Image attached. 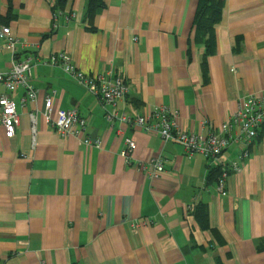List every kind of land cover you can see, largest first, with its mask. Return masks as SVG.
<instances>
[{
    "label": "crops",
    "instance_id": "0c3cea01",
    "mask_svg": "<svg viewBox=\"0 0 264 264\" xmlns=\"http://www.w3.org/2000/svg\"><path fill=\"white\" fill-rule=\"evenodd\" d=\"M54 1L0 0V25L23 44L18 57H32L38 90L26 103L22 88L11 94L20 119L14 137L0 124V264H264V132L219 194L209 170L237 160L241 145L212 162L106 119L164 106L180 129L202 134L229 119L241 96L264 92V0H223L215 52L205 62L194 38L197 0H104L95 30L83 19L84 0H67L53 28ZM61 52L87 74H119L128 95L103 105L49 63ZM10 61L0 41V72ZM52 91L55 109L77 106L89 119L86 135L99 144L52 129L43 116ZM128 140L136 143L129 162ZM157 156L165 169L149 177L138 165Z\"/></svg>",
    "mask_w": 264,
    "mask_h": 264
},
{
    "label": "built area",
    "instance_id": "2783aa9c",
    "mask_svg": "<svg viewBox=\"0 0 264 264\" xmlns=\"http://www.w3.org/2000/svg\"><path fill=\"white\" fill-rule=\"evenodd\" d=\"M54 14L53 28L58 26V15ZM69 19V16H66ZM0 41L11 53V61L6 71L0 72V83L6 93L0 96V124L3 126L5 136L12 138L19 124L16 101L11 94L18 88L24 90L22 103L34 101L38 96V90L31 83L32 57L24 59L18 57V45L22 44L17 37L12 35L8 25H0ZM23 45V44H22ZM49 63L54 67H61L74 80L82 84L90 93L99 98L103 105L114 106L118 101L125 99L129 93L123 77L119 74L97 73L94 75L81 71L72 61L71 57L61 52L50 57ZM55 91L44 97L43 116L49 125L61 136H76L84 145L99 144V139H91L86 135L89 124L88 117L79 115L77 106L67 109H55ZM32 132H36V113H32ZM106 119L112 122L118 119L129 125L152 131L160 135L164 142H174L181 145L187 155H202L208 160L218 161L223 152L233 144L243 148L237 160L227 164H219L220 175L216 179V191L223 194L226 180L230 172L241 171L244 161L249 156V146L264 132V92L241 96L234 113L207 134L188 132L180 129L175 121V113L164 106H156L145 114H127L107 112ZM136 148L134 140H128L127 149L123 152L129 162L132 151ZM219 162V161H218ZM149 177H156L165 169L161 156L154 157L147 163L138 165Z\"/></svg>",
    "mask_w": 264,
    "mask_h": 264
},
{
    "label": "trees",
    "instance_id": "16d2710c",
    "mask_svg": "<svg viewBox=\"0 0 264 264\" xmlns=\"http://www.w3.org/2000/svg\"><path fill=\"white\" fill-rule=\"evenodd\" d=\"M67 0H55L51 9L54 13L61 12L66 6ZM223 0H197V10L193 20L194 38L202 41L205 46L204 60L206 57L215 52V24L221 18L223 9ZM105 7L104 0H84L83 19L87 22L89 30H95L92 26L94 17ZM220 166L212 167L208 173L209 181H216L220 175ZM197 218L201 221L204 227L208 226V215L204 204H197L195 208Z\"/></svg>",
    "mask_w": 264,
    "mask_h": 264
}]
</instances>
